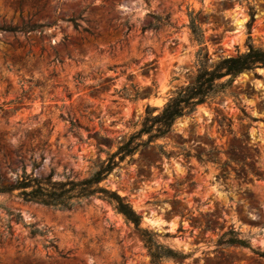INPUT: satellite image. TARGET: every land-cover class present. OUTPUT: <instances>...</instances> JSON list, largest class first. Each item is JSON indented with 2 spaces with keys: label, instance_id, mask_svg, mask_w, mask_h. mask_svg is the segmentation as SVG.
Returning a JSON list of instances; mask_svg holds the SVG:
<instances>
[{
  "label": "rangeland",
  "instance_id": "rangeland-1",
  "mask_svg": "<svg viewBox=\"0 0 264 264\" xmlns=\"http://www.w3.org/2000/svg\"><path fill=\"white\" fill-rule=\"evenodd\" d=\"M148 1L0 0V29L46 26L0 31V186L23 171L88 177L148 107L162 108L189 83L200 47L216 60L248 43L264 46V0ZM190 14L201 46L188 28ZM167 15L175 28L149 29L154 17ZM256 74L240 75L229 91L237 97L198 106L106 182L158 244L187 256L162 264H264L255 253H264V69ZM7 210L23 219L11 221L12 236ZM32 228L46 235L32 238ZM230 232L252 249L224 244ZM0 264L151 258L135 226L105 202L67 212L2 194Z\"/></svg>",
  "mask_w": 264,
  "mask_h": 264
},
{
  "label": "trees",
  "instance_id": "trees-1",
  "mask_svg": "<svg viewBox=\"0 0 264 264\" xmlns=\"http://www.w3.org/2000/svg\"><path fill=\"white\" fill-rule=\"evenodd\" d=\"M149 4V1L147 0ZM188 28L195 42L199 46L203 44L202 31L197 18L189 15ZM249 27L254 21V15L250 14ZM154 23L149 29L158 31L164 27L175 28L171 23L169 15L154 17ZM76 30L79 24L72 20ZM46 26H24L23 28H6L0 31L10 33H30L40 30L44 32ZM147 28H144V31ZM85 32L90 33L88 30ZM91 34V33H90ZM195 74L190 78L189 83L177 86L170 94L167 102L162 108L148 107L140 123H135V131L120 139L114 152L108 153L105 160L100 161L96 169L88 177L79 179L77 177H65L63 180H54L53 175L45 178L35 176L34 172L23 171L16 177L15 181L8 186H0V195H15L24 203L41 205L59 211L74 212L83 210L96 201L109 204L116 214L121 215L127 223L135 226L147 248L151 264H162L165 260H185L186 255L158 244L155 241L156 233L141 228V216L132 208L125 197H122L116 190L106 185L109 177L115 171L122 168L123 163L128 159L134 161L137 153L154 147L157 140L169 136L175 123L193 112L201 105H214L222 102L226 97H237L230 93L236 79L245 73H253L264 68V46L256 47L248 43L244 52L237 51L235 55L213 59L205 47H200L195 55ZM74 126V124H71ZM146 137V138H145ZM145 138V139H144ZM159 154L170 158L162 147H159ZM7 229L11 233V221L20 224L23 219L19 213L7 210ZM32 238L43 237L46 234L33 229L30 232ZM230 238L224 242L226 245H238L243 248L252 249L247 240L239 239L234 232H230ZM49 248L57 250L52 240L48 241ZM264 258V253L256 252Z\"/></svg>",
  "mask_w": 264,
  "mask_h": 264
},
{
  "label": "water",
  "instance_id": "water-1",
  "mask_svg": "<svg viewBox=\"0 0 264 264\" xmlns=\"http://www.w3.org/2000/svg\"><path fill=\"white\" fill-rule=\"evenodd\" d=\"M264 68H260L259 70H263ZM180 120V119H179Z\"/></svg>",
  "mask_w": 264,
  "mask_h": 264
}]
</instances>
